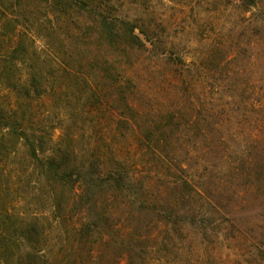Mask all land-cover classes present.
<instances>
[{
    "label": "trees",
    "instance_id": "obj_1",
    "mask_svg": "<svg viewBox=\"0 0 264 264\" xmlns=\"http://www.w3.org/2000/svg\"><path fill=\"white\" fill-rule=\"evenodd\" d=\"M120 2L0 0V264H113L118 256L124 264L165 263L150 259L152 245L141 234L121 230L119 246L113 243L119 252L108 259L113 235L103 230H115L113 205L123 197L182 231L179 211L158 206L152 180L110 142L109 133L130 131L140 149L159 158L183 117L168 107L148 121L133 101L141 88L130 71L159 33L140 14L123 16ZM241 3L246 12L257 0ZM160 54L182 82L188 64ZM57 95L65 113L56 117L62 132L54 139L57 123L38 118L37 102ZM103 110L110 120L104 127ZM174 166L167 164L177 173L167 188L195 194L193 175ZM26 195L32 202L25 208Z\"/></svg>",
    "mask_w": 264,
    "mask_h": 264
},
{
    "label": "rangeland",
    "instance_id": "obj_2",
    "mask_svg": "<svg viewBox=\"0 0 264 264\" xmlns=\"http://www.w3.org/2000/svg\"><path fill=\"white\" fill-rule=\"evenodd\" d=\"M120 1L123 16L140 14L159 33L151 52L130 71L141 88L132 99L148 121L165 108H177L183 127L159 158L140 149L130 131L109 133L110 142L142 178L152 180L150 193H157L158 206L179 211L183 226L173 233L152 213L137 212L133 196L129 202L121 198L120 207L118 198L115 230H103L113 235L108 259L119 252L113 243L119 246L121 230L141 234L152 245L154 262H264V0L246 12L241 0ZM31 36L43 46L42 39ZM161 52L188 64L182 82ZM63 102L61 95L37 102L38 118L57 123L54 139L62 132L56 117L63 115ZM106 111L103 127L110 122ZM167 164H180L193 175L195 194L184 197L180 189L167 188L177 174ZM26 202H32L28 195ZM113 262L124 264V256Z\"/></svg>",
    "mask_w": 264,
    "mask_h": 264
}]
</instances>
